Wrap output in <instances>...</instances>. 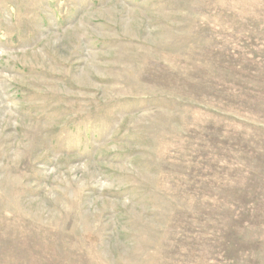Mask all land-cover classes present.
Wrapping results in <instances>:
<instances>
[{
  "label": "rangeland",
  "instance_id": "1",
  "mask_svg": "<svg viewBox=\"0 0 264 264\" xmlns=\"http://www.w3.org/2000/svg\"><path fill=\"white\" fill-rule=\"evenodd\" d=\"M0 264H264V0H0Z\"/></svg>",
  "mask_w": 264,
  "mask_h": 264
}]
</instances>
